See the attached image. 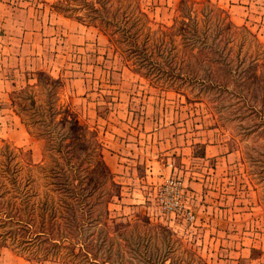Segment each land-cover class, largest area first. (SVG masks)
<instances>
[{
  "label": "rangeland",
  "instance_id": "rangeland-1",
  "mask_svg": "<svg viewBox=\"0 0 264 264\" xmlns=\"http://www.w3.org/2000/svg\"><path fill=\"white\" fill-rule=\"evenodd\" d=\"M35 1L44 0H14L19 5ZM55 1L65 5L72 0ZM101 1L116 10V0ZM179 1L139 3L153 22L171 24ZM213 1L264 45V0ZM89 14L85 6L77 16ZM89 30L83 46L64 42L59 50L49 51L47 59L42 55L46 61L13 73L14 87L2 81L1 73L8 70L1 65L0 143L11 142L28 151L34 163L42 161L43 141L29 133L10 95L28 82L35 84L32 72L38 67L47 73L49 67L61 69L66 87L58 89L60 103L73 111L72 102L82 122L97 127L104 159L121 191V198L110 204L111 216L130 222L99 249L100 264L264 262V53L251 71L253 83L244 91L253 94L250 100L211 93L189 101L183 94L150 85L115 52L106 35ZM66 78L74 79V89ZM50 89L42 90V99L51 97ZM62 128L67 130L69 124ZM173 179L197 212L193 223L162 212L159 193ZM8 249L15 254L10 253L11 264H63L28 262Z\"/></svg>",
  "mask_w": 264,
  "mask_h": 264
},
{
  "label": "trees",
  "instance_id": "trees-1",
  "mask_svg": "<svg viewBox=\"0 0 264 264\" xmlns=\"http://www.w3.org/2000/svg\"><path fill=\"white\" fill-rule=\"evenodd\" d=\"M116 2V10L101 0L54 7L98 28L133 72L153 87L189 101L211 93L253 98L244 91L253 83L251 71L262 60L264 45L226 9L213 0H180L166 24L153 22L139 0ZM85 6L91 14L77 16ZM32 74L37 82L13 90L10 97L29 133L43 141V159L34 163L23 148L0 143V247L28 261L73 264L70 256L78 264H100L99 249L130 226L111 216L110 204L121 198L120 186L104 159L97 127L82 122L71 103L73 111L60 103L62 76L43 70ZM47 86L54 90L44 100ZM65 123L69 128L62 131Z\"/></svg>",
  "mask_w": 264,
  "mask_h": 264
},
{
  "label": "crops",
  "instance_id": "crops-1",
  "mask_svg": "<svg viewBox=\"0 0 264 264\" xmlns=\"http://www.w3.org/2000/svg\"><path fill=\"white\" fill-rule=\"evenodd\" d=\"M55 2L44 0L19 5L14 0L9 2L0 0V69L3 65L6 67L5 70H8L0 73L3 75L1 80L6 82L7 86H15L16 79L13 73L22 68L26 70L32 63L46 61L49 51L59 50L64 42L80 43L83 46L91 33L89 29L99 31L96 27L87 26L76 18L60 13L54 7ZM42 55L45 56V60ZM42 67L37 69H47H41ZM48 72L54 77L62 76L64 79L61 69L49 67ZM66 81L67 85L68 81H71L74 89V79L66 78ZM71 104L75 107V104L72 102ZM10 253L14 254L8 248L0 247V264H11Z\"/></svg>",
  "mask_w": 264,
  "mask_h": 264
},
{
  "label": "built area",
  "instance_id": "built-area-1",
  "mask_svg": "<svg viewBox=\"0 0 264 264\" xmlns=\"http://www.w3.org/2000/svg\"><path fill=\"white\" fill-rule=\"evenodd\" d=\"M169 182L170 184L160 191L158 197L162 212L165 215L179 216L189 223L195 222L197 214L193 208L187 205L180 183L174 179Z\"/></svg>",
  "mask_w": 264,
  "mask_h": 264
}]
</instances>
